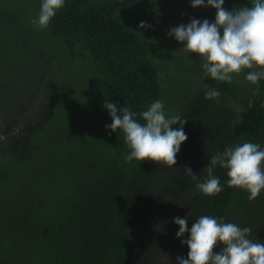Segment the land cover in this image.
<instances>
[{"label":"trees","instance_id":"1","mask_svg":"<svg viewBox=\"0 0 264 264\" xmlns=\"http://www.w3.org/2000/svg\"><path fill=\"white\" fill-rule=\"evenodd\" d=\"M41 3L0 0V134L7 136L0 141V191L10 193L6 186L24 169L16 193L0 197V264H163L165 233L179 231L175 217H187L189 230L203 215L223 218L264 242V192L250 201L246 191L228 187L226 170L217 166L224 190L208 197L183 168L203 181L217 152L243 142L264 147V79L251 84L246 69L242 85L217 82L191 65L198 55L185 53L172 62L188 63L199 78L191 73L195 78L183 86L169 78L176 99L167 77L160 81L171 28L193 18L214 22L216 9L193 8L191 0H65L49 27L39 29L32 21ZM244 6L252 0L224 4L230 11ZM205 85L220 97L205 99ZM106 98L135 113L160 100L187 119L178 170L126 162L123 132L109 135L106 128L112 123ZM33 104L29 117L23 105Z\"/></svg>","mask_w":264,"mask_h":264},{"label":"clouds","instance_id":"2","mask_svg":"<svg viewBox=\"0 0 264 264\" xmlns=\"http://www.w3.org/2000/svg\"><path fill=\"white\" fill-rule=\"evenodd\" d=\"M225 0H191L193 8L211 7L216 9L215 21L193 18L187 25L171 28L169 35L181 42L183 49L194 53L203 61L205 78L217 82L232 83L234 75L249 70L245 79L257 85L264 79V0H252V6L224 7ZM65 7V0H42L38 18L33 19L34 28L47 29ZM140 28H146L141 22ZM205 99H218L221 93L214 87L205 85ZM104 107L108 110L112 123L106 128L112 132L121 130L125 137L129 154L125 161H152L169 169L177 164V154L181 145L187 141L184 125L187 119L165 110L162 101H154L147 110L135 113L119 103L106 98ZM137 117L144 123L138 122ZM179 124L178 129L173 126ZM7 136L0 134V141ZM219 166L226 170L228 187L249 193L250 201L256 200L264 192V147L254 142H243L228 146L217 152L208 161L204 171L206 179L201 181L190 167H183L184 173L195 181L199 193L208 197L219 195L224 189L220 179L214 174ZM179 225L177 238L186 233L188 239L181 243L187 245V258L178 256V264H264V242L250 239L252 229L234 223H225L209 215L199 217L188 228V218H174ZM222 245L221 251H215Z\"/></svg>","mask_w":264,"mask_h":264},{"label":"rangeland","instance_id":"3","mask_svg":"<svg viewBox=\"0 0 264 264\" xmlns=\"http://www.w3.org/2000/svg\"><path fill=\"white\" fill-rule=\"evenodd\" d=\"M183 46L184 45L181 42H178L174 38V36H172L171 38L166 39L165 47L163 48V54L160 55V57H161V61L159 62L160 81H162L163 79H166V77H167L168 95L170 94L171 98H173V99H176L175 93L177 91L173 90V88L171 87L169 78L175 80L176 82L182 84V86H183V85H186V81L192 80L195 77L199 78V76H200V75H196L195 73H193L191 71V73L195 76L194 77L193 75H191V73L189 71H187V64L188 63L186 64V62L183 61L181 63V65L178 66L175 62H172L173 59L175 58V56H178L180 58V60H183V55L185 53L189 54V52H187L183 49ZM202 63H203V61L200 60L199 62L191 64L192 66H195V68L197 67V69H198V71H196V70H194V71L201 73V71H203V68L201 66ZM199 64L201 67H199ZM166 67H169L168 74L166 72ZM202 73H204V71ZM242 74H243V72L240 73L238 76L234 75L233 81L239 85H242L240 83ZM196 81H198V80L196 79ZM25 85H26L25 82H19L18 90H23L25 88ZM247 87H248V85H246V86L244 85V88H247ZM250 88H251V86H250ZM9 100H10V102H13V101L17 102L19 100V98L18 97L17 98L10 97ZM231 105H233L236 109H238V112L241 111V109L243 108L242 104H240L239 101H232ZM35 108H36V106L34 104L30 105L28 108L23 105V109L25 110L24 112L29 117L33 116V112H34ZM23 174H24V169L18 170V176L15 178L14 181H12L13 183L11 185L9 183V185L6 186V189L9 190V188H10L11 192L7 194L3 191H0V197H2V198L4 197L7 199L12 194H15L17 191L16 189L18 188V186L21 182V178H22ZM188 200H189V198H188ZM165 235H167V238H166L167 240L165 242H162V246H164L166 248L165 252H164V257H163L164 258L163 264H178V261L176 258L178 256L183 257V255H184V250H183L182 244L180 243L179 238H177V235H174V234L171 235L169 233H165ZM259 235L261 236V238L263 240V234L260 233ZM250 239H252V238H250ZM160 240H162V236L160 237ZM253 241H255V239Z\"/></svg>","mask_w":264,"mask_h":264}]
</instances>
